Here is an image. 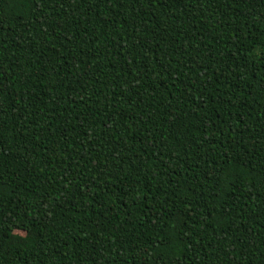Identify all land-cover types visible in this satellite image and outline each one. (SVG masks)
I'll return each instance as SVG.
<instances>
[{
  "label": "trees",
  "instance_id": "16d2710c",
  "mask_svg": "<svg viewBox=\"0 0 264 264\" xmlns=\"http://www.w3.org/2000/svg\"><path fill=\"white\" fill-rule=\"evenodd\" d=\"M0 264H264V0H0Z\"/></svg>",
  "mask_w": 264,
  "mask_h": 264
}]
</instances>
